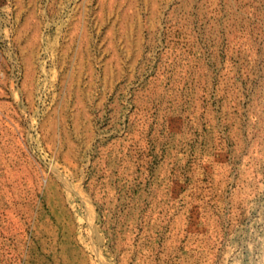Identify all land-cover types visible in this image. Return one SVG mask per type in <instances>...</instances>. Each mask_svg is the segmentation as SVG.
Returning <instances> with one entry per match:
<instances>
[{"label":"rangeland","instance_id":"374dc122","mask_svg":"<svg viewBox=\"0 0 264 264\" xmlns=\"http://www.w3.org/2000/svg\"><path fill=\"white\" fill-rule=\"evenodd\" d=\"M0 264H264V0H0Z\"/></svg>","mask_w":264,"mask_h":264}]
</instances>
